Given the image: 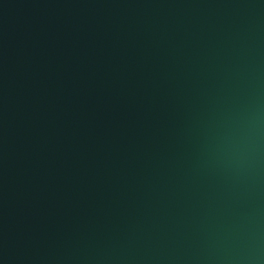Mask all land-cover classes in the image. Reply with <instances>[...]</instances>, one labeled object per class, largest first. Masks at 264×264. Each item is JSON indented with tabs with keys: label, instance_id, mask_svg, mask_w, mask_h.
Returning <instances> with one entry per match:
<instances>
[{
	"label": "water",
	"instance_id": "obj_1",
	"mask_svg": "<svg viewBox=\"0 0 264 264\" xmlns=\"http://www.w3.org/2000/svg\"><path fill=\"white\" fill-rule=\"evenodd\" d=\"M0 264H264V0H0Z\"/></svg>",
	"mask_w": 264,
	"mask_h": 264
}]
</instances>
